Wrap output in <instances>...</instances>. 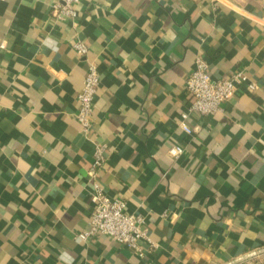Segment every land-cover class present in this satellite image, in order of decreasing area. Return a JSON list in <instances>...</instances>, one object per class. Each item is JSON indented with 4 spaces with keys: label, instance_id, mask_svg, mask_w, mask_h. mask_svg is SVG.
<instances>
[{
    "label": "crops",
    "instance_id": "obj_1",
    "mask_svg": "<svg viewBox=\"0 0 264 264\" xmlns=\"http://www.w3.org/2000/svg\"><path fill=\"white\" fill-rule=\"evenodd\" d=\"M56 1L0 0V264H264V0ZM198 57L248 76L213 114L189 111ZM96 184L145 218L143 255L78 237Z\"/></svg>",
    "mask_w": 264,
    "mask_h": 264
},
{
    "label": "built area",
    "instance_id": "obj_2",
    "mask_svg": "<svg viewBox=\"0 0 264 264\" xmlns=\"http://www.w3.org/2000/svg\"><path fill=\"white\" fill-rule=\"evenodd\" d=\"M81 0H57L54 5V13L59 17L74 18L77 15L76 5ZM4 47V43L1 44ZM74 48L82 56L89 52L88 45L83 41H75ZM248 80L247 74L242 70L234 71L230 76L215 78L210 71L209 64L202 57H198L195 68L189 74L186 87L193 96L189 111L194 110L202 114H213L222 109L224 102L231 99L239 88V85ZM100 84V74L95 61H90L85 75L82 89L78 94L79 109L77 118L84 131H89L93 125L95 97ZM250 89H255L254 82L249 83ZM189 117V112L183 114ZM187 132L192 129L183 124ZM104 146H98L96 150V165L104 160ZM185 147L175 143L170 147V153L174 156L182 154ZM92 213L89 226L82 230L78 237L83 241L98 235L106 236L119 243L135 249L140 255L145 253L141 245L142 239L149 240L145 218L127 209L126 201L120 197L108 195L103 187L95 185V191L91 197Z\"/></svg>",
    "mask_w": 264,
    "mask_h": 264
}]
</instances>
